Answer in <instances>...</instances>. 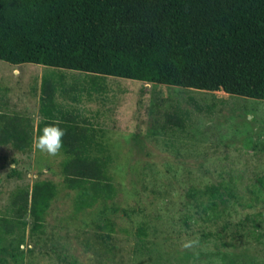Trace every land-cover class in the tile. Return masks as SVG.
I'll return each mask as SVG.
<instances>
[{"label":"rangeland","instance_id":"rangeland-1","mask_svg":"<svg viewBox=\"0 0 264 264\" xmlns=\"http://www.w3.org/2000/svg\"><path fill=\"white\" fill-rule=\"evenodd\" d=\"M15 68L0 59L1 112H35L43 75L53 81L47 75L62 71L67 84L92 86L85 72ZM100 83L106 93L74 94L98 110L94 154L109 157L116 197L77 210L63 184L62 150L0 146V218L17 187L41 179L58 187L41 230L30 216L24 230H0V264H264V100L117 76ZM168 113L181 114L184 127L167 123ZM207 184L229 185L240 198L213 209L190 197ZM197 237L194 247L182 246Z\"/></svg>","mask_w":264,"mask_h":264},{"label":"trees","instance_id":"trees-1","mask_svg":"<svg viewBox=\"0 0 264 264\" xmlns=\"http://www.w3.org/2000/svg\"><path fill=\"white\" fill-rule=\"evenodd\" d=\"M0 59L75 70L91 79L117 76L143 82L218 91L264 100V0H0ZM63 81L65 74L56 73ZM100 92V89L95 88ZM57 85L43 77V119L0 111V146L26 152L37 129L58 120L65 130L61 150L64 186L75 192L77 210L112 201L117 188L109 157L94 154L95 128L56 114ZM181 114L167 123L184 127ZM57 184L50 179L19 186L0 230L14 234L33 219L44 227ZM190 197L217 209L240 198L229 185L193 187ZM104 227L114 231L107 219ZM140 235L146 228L140 227Z\"/></svg>","mask_w":264,"mask_h":264},{"label":"crops","instance_id":"crops-1","mask_svg":"<svg viewBox=\"0 0 264 264\" xmlns=\"http://www.w3.org/2000/svg\"><path fill=\"white\" fill-rule=\"evenodd\" d=\"M22 64H24V63L14 64L16 67L14 69V73H16V74L20 73V70L18 67H21ZM56 75H57L56 73L55 74L51 73V74L47 75V77L53 76L55 78L53 80V83H56V85H57V92L55 95V101H56L57 106L56 107H54V106L45 107L44 111H45L46 115L49 116L50 114H56L59 116H62V115L69 116V117L76 119L77 121H80L81 123H83L84 125H86L90 128H96V125L100 123V121H96V122L94 121V117L95 116L97 117L99 114L98 110L94 111V110H91L90 108H88V106H86V105L85 106L87 108L85 106H83V104L86 102L85 97H83L80 94L76 95V94H74V92L76 90H86V96L89 97L91 93L93 94L95 92V89H91V87H93V88H100V92L106 93L107 90H104L106 88V85L103 83H100V82H102V80L104 78L99 77V78L90 79L92 86H87V87L86 86H80V87H78V86H74L72 84H67V82L64 81L66 77L64 78L63 81H61ZM43 77H44V75H43ZM48 79H50V78H48ZM39 91H40L39 102H38V107H37L36 111L31 112V113L28 112L25 114V115L31 116L33 118L36 126L44 118L42 113L40 112V108H41V99H40L41 87H40ZM96 92H99V91H96ZM62 99L70 100L71 104L68 105L64 101V104L62 105L60 102ZM14 112L21 113L18 111H14ZM21 114H23V113H21Z\"/></svg>","mask_w":264,"mask_h":264},{"label":"clouds","instance_id":"clouds-1","mask_svg":"<svg viewBox=\"0 0 264 264\" xmlns=\"http://www.w3.org/2000/svg\"><path fill=\"white\" fill-rule=\"evenodd\" d=\"M65 134V130L60 127L58 120L50 121L42 129L35 131L32 138L33 148L50 156H56L63 147L62 138ZM198 243L199 239L197 237L184 241L182 246L187 249L194 247Z\"/></svg>","mask_w":264,"mask_h":264}]
</instances>
